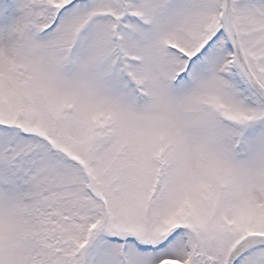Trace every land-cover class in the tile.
I'll return each instance as SVG.
<instances>
[{"label":"snow or ice","instance_id":"obj_1","mask_svg":"<svg viewBox=\"0 0 264 264\" xmlns=\"http://www.w3.org/2000/svg\"><path fill=\"white\" fill-rule=\"evenodd\" d=\"M0 264H264V0H0Z\"/></svg>","mask_w":264,"mask_h":264}]
</instances>
